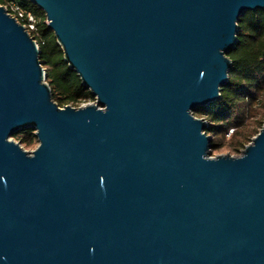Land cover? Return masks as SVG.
Masks as SVG:
<instances>
[{"label": "water", "instance_id": "obj_1", "mask_svg": "<svg viewBox=\"0 0 264 264\" xmlns=\"http://www.w3.org/2000/svg\"><path fill=\"white\" fill-rule=\"evenodd\" d=\"M95 97L52 99L0 5V264H264V121L212 155L238 20L264 0H29ZM33 130L25 150L12 135Z\"/></svg>", "mask_w": 264, "mask_h": 264}, {"label": "trees", "instance_id": "obj_2", "mask_svg": "<svg viewBox=\"0 0 264 264\" xmlns=\"http://www.w3.org/2000/svg\"><path fill=\"white\" fill-rule=\"evenodd\" d=\"M16 2L35 17V30L31 36L40 48V61L46 71L52 99L58 106H79L95 97L85 87L78 75L63 60V52L47 27L42 10L29 0H0V5ZM232 61L228 81L220 89V98L208 106L193 110L197 117L208 122L207 134L211 136L212 153L221 147L234 131L241 129L231 148L244 147V141L261 127L264 121V10L246 11L238 20L236 46L228 52ZM257 116L259 118L257 119ZM251 117L247 127L245 119ZM253 125V126H252ZM231 133L228 137L226 134ZM237 134V132H235ZM20 144L30 146L35 141L33 130H21L12 135Z\"/></svg>", "mask_w": 264, "mask_h": 264}, {"label": "rangeland", "instance_id": "obj_3", "mask_svg": "<svg viewBox=\"0 0 264 264\" xmlns=\"http://www.w3.org/2000/svg\"><path fill=\"white\" fill-rule=\"evenodd\" d=\"M95 101V100H94ZM91 101V102H94ZM87 103V102H86ZM259 118V116H257V119ZM245 125L247 127L250 126V124L252 123V118L248 117L245 119L244 121ZM253 126V125H252ZM256 131H254L250 136L249 139L244 141V146L247 145L248 143H250L251 139L256 135V133L258 132V130L260 129L259 127H256ZM34 132V131H33ZM237 132V134L235 133ZM242 131L241 129H238L237 131L233 132V135L235 134V138H238V134H240ZM231 133V130L229 131V133L226 134V137L229 136V134ZM235 138H233V136L230 135V138L228 140H225L223 145L221 147L218 148V150L214 153H211L212 155L215 154H230V155H239L240 151L244 148L243 146H238L237 149H233L231 148V142L232 140H234ZM21 146L27 150V151H32L36 146H37V140L35 139L34 143L30 146H25L23 144H21Z\"/></svg>", "mask_w": 264, "mask_h": 264}, {"label": "built area", "instance_id": "obj_4", "mask_svg": "<svg viewBox=\"0 0 264 264\" xmlns=\"http://www.w3.org/2000/svg\"><path fill=\"white\" fill-rule=\"evenodd\" d=\"M3 6L10 15L15 17L17 21L26 27L27 31L31 35V32L35 30V17L33 14L13 1L3 4Z\"/></svg>", "mask_w": 264, "mask_h": 264}]
</instances>
